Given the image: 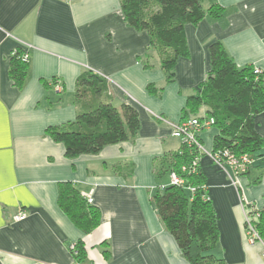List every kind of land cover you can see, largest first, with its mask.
Wrapping results in <instances>:
<instances>
[{
	"label": "crops",
	"instance_id": "crops-1",
	"mask_svg": "<svg viewBox=\"0 0 264 264\" xmlns=\"http://www.w3.org/2000/svg\"><path fill=\"white\" fill-rule=\"evenodd\" d=\"M211 4L223 8L222 16L184 27L188 57L177 60L167 83L152 50L151 68L139 61L148 36L125 24L119 0H0V264H188L150 201L169 181L159 171L162 162L181 146L171 124L209 70L210 43L220 42L238 67L252 65L264 75V0H204L202 6ZM17 47L28 54L20 90L8 75ZM85 71L106 80L114 106L136 109L139 130L132 141L69 158L45 129L75 119V82ZM149 84L162 90L151 95ZM254 127L264 140V111ZM217 133L212 126L199 134V168L217 215L215 253L226 264H264L262 244H249L243 231L244 206L264 210V149L234 178L209 155ZM67 182L100 211L89 234L57 205L58 186ZM19 211L25 219L17 222ZM78 240L86 251L80 263L69 249Z\"/></svg>",
	"mask_w": 264,
	"mask_h": 264
},
{
	"label": "trees",
	"instance_id": "trees-1",
	"mask_svg": "<svg viewBox=\"0 0 264 264\" xmlns=\"http://www.w3.org/2000/svg\"><path fill=\"white\" fill-rule=\"evenodd\" d=\"M204 0H119L125 24L135 31L145 32L148 45L139 57L144 68H151L147 51L152 50L165 75V82L174 79V67L179 58L188 57L184 27L195 25L205 16L217 19L223 8L211 4L207 9ZM209 70L193 94L187 96L180 111V120L198 116L205 109V118L213 120L218 131L213 138L212 153L227 151L234 157L247 155L255 158L264 149V140L254 127V117L264 111V75L254 73L252 65L238 67L218 41L210 43ZM24 50L15 48L10 55L8 75L16 89H21L27 76L28 64L22 61ZM51 84L55 85L53 80ZM151 95L162 89L149 84ZM75 100L79 107L72 122L47 127L45 135L61 143L69 158L94 155L104 147L132 141L139 130L138 113L128 104L114 106L108 95L106 80L100 75L85 71L75 82ZM196 149L181 143L162 162L159 171L173 172L182 185L157 187L151 197L159 221L173 238L181 256L188 264H226L216 253L219 238L217 215L206 193L205 179L199 163L193 170ZM199 157L202 153L198 154ZM248 171V170H247ZM247 171L244 173L246 174ZM158 174V172L156 173ZM243 174V175H244ZM57 205L71 223L84 234L100 224V211L70 183L58 186ZM258 214L254 228L264 242V210ZM102 243L101 246H104ZM106 248V247H105ZM77 263L86 258L82 240L74 243L71 251ZM104 259L108 251H102Z\"/></svg>",
	"mask_w": 264,
	"mask_h": 264
},
{
	"label": "built area",
	"instance_id": "built-area-1",
	"mask_svg": "<svg viewBox=\"0 0 264 264\" xmlns=\"http://www.w3.org/2000/svg\"><path fill=\"white\" fill-rule=\"evenodd\" d=\"M22 61L24 62L28 61V54L26 51H24V53L22 54ZM254 73L255 74L260 73L259 69L254 68ZM55 88L59 89V85L56 84ZM157 118L162 120L161 117L157 116ZM212 125H213V120L211 118H205V117L202 118L192 117L190 119L180 120L174 124H171V136L173 138L178 139L180 143L187 144L188 146L195 148L196 152L200 154L204 152V150L199 140V134L203 130L212 127ZM198 154L192 160L191 167L193 170L199 163L200 157ZM209 155L217 167H219L222 170H226V169L229 170L234 178L243 175L253 163V158L247 155L234 157L231 154H229L227 151H218L215 153L211 152ZM168 180H169L168 183L170 185L183 184V180H181L173 172L169 173ZM86 199L88 203L92 202V199L90 197H87ZM244 209H245V215H244L243 231L245 238L249 244H253L256 242L262 244L261 259L264 261V242L259 239L257 232L254 228V221H256L258 214L254 213L252 215H249V212L254 211L256 208L253 207L252 205H245ZM14 219L17 222L22 221L25 219V214L22 211H19ZM69 249L70 251H74V245L71 244L69 246Z\"/></svg>",
	"mask_w": 264,
	"mask_h": 264
},
{
	"label": "rangeland",
	"instance_id": "rangeland-1",
	"mask_svg": "<svg viewBox=\"0 0 264 264\" xmlns=\"http://www.w3.org/2000/svg\"><path fill=\"white\" fill-rule=\"evenodd\" d=\"M154 58L157 59L156 56H155ZM157 64H158V60H157ZM153 85H154V84H153ZM154 86H155V88L158 89V86H156V85H154Z\"/></svg>",
	"mask_w": 264,
	"mask_h": 264
}]
</instances>
